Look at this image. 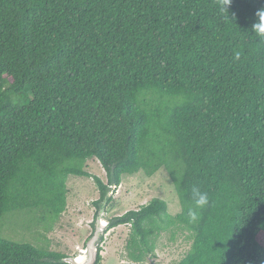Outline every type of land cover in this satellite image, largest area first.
I'll return each mask as SVG.
<instances>
[{"label":"trees","instance_id":"obj_1","mask_svg":"<svg viewBox=\"0 0 264 264\" xmlns=\"http://www.w3.org/2000/svg\"><path fill=\"white\" fill-rule=\"evenodd\" d=\"M222 2L0 0V220L60 217L69 176L93 180L98 211L123 175L163 168L184 212L154 198L108 221L129 226L131 262L179 226L193 236L177 264H264V41L251 34L264 0H231L228 15ZM193 187L210 201L197 223ZM64 258L0 239V264Z\"/></svg>","mask_w":264,"mask_h":264},{"label":"rangeland","instance_id":"obj_2","mask_svg":"<svg viewBox=\"0 0 264 264\" xmlns=\"http://www.w3.org/2000/svg\"><path fill=\"white\" fill-rule=\"evenodd\" d=\"M85 171L103 183L107 182L106 173L96 159L86 162ZM66 188V208L60 217L32 206L7 213L0 220V239L67 258L77 256L93 234L91 223L97 211L94 203L99 199V194L93 180L86 177L69 176ZM111 191L112 202L106 207L104 221L137 210L154 198L166 203L170 216L174 217L180 212L177 210L180 205L173 184L163 168L151 177L142 172L123 175L118 188ZM128 234L129 226H120L102 235L103 241L98 243L101 249L99 264H138L127 257L125 246ZM192 236L179 226L172 227L158 237L154 257L148 256L141 264H177L189 251Z\"/></svg>","mask_w":264,"mask_h":264},{"label":"water","instance_id":"obj_3","mask_svg":"<svg viewBox=\"0 0 264 264\" xmlns=\"http://www.w3.org/2000/svg\"><path fill=\"white\" fill-rule=\"evenodd\" d=\"M112 190V189H111ZM111 190H109L103 201L98 205L97 215L95 217L93 225V234L87 240L84 248L79 251L75 257H66L61 259V262L67 264H95L98 256V243L100 242L102 235L106 233L108 228V221H104L105 207L111 196Z\"/></svg>","mask_w":264,"mask_h":264},{"label":"clouds","instance_id":"obj_4","mask_svg":"<svg viewBox=\"0 0 264 264\" xmlns=\"http://www.w3.org/2000/svg\"><path fill=\"white\" fill-rule=\"evenodd\" d=\"M231 4V0H223L220 5V10L227 13V7ZM256 21L251 26V34H254L260 41H264V8L256 12ZM237 54V58H238ZM193 206L189 207L186 211V217L189 223H197L200 219V210L209 205V196L206 192L200 191L198 188L193 187L191 196ZM184 212L183 205L177 209Z\"/></svg>","mask_w":264,"mask_h":264}]
</instances>
